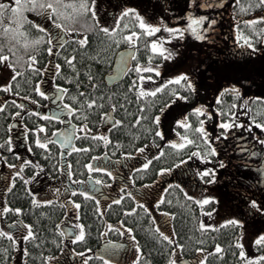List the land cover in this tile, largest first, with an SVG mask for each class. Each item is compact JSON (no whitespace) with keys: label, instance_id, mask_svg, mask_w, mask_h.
<instances>
[{"label":"trees","instance_id":"1","mask_svg":"<svg viewBox=\"0 0 264 264\" xmlns=\"http://www.w3.org/2000/svg\"><path fill=\"white\" fill-rule=\"evenodd\" d=\"M62 2L65 4L63 11L66 15L69 17L76 16L75 21L71 18L65 19V25L74 27L77 31L68 33L69 38L64 42L63 47L56 48L52 54L46 51L48 47L52 46L47 44L46 38L41 43H33L36 36L40 33L32 25L24 23L19 29H16L13 24L7 30L0 26V49H2L3 54L9 57L8 62L5 63L7 66L8 64L16 65L17 71L22 73L13 82L11 92H5L3 89H0V103H4L5 105L3 109H0V143L6 142L11 137L13 144L12 152L18 153L20 157L27 159L26 151L31 141L37 135L31 132V129L36 128L40 123L45 124L47 128V131L43 135L52 138L53 141L49 144L48 149H41L34 144L31 145L35 150H28L29 154H31L29 159L44 165V168L41 171H37L33 165L26 166L23 169V178L14 174L18 169L8 167V163L18 164L22 161H18L12 152L7 150V146L0 148V154H2V157H0V203L3 202L6 196L7 203L12 208L20 207L23 209V212L20 214L9 211L6 215H0V227L8 230L11 221L17 219L33 225V231L36 233L38 240L43 241V243L39 247L33 242L27 244L29 250L27 264H83L84 259H88L89 264H104V261L95 252L101 248L104 241H119L122 239H126L132 243V255L127 263L115 262V264H131L137 254L140 256L137 264H168L171 250L175 245L162 241V238L156 232L157 226L165 231L166 234H170L172 240L184 245L183 249L176 247L173 258L177 260V264L180 261H184L186 264H197L199 259L205 257V264H243L242 258L239 257V249L236 246L235 239L242 234L244 225L241 229L240 226L223 225L221 222L214 229L201 230L199 223L201 221L206 223L204 221L205 210L202 213L200 211L201 206L187 199L184 194L185 191L175 185L169 187L165 183L161 184V191L155 199L163 196V201L159 207L155 204V199L150 204V201L146 202L151 210L148 213L144 212L143 208L137 205L135 200L125 195L126 192L122 195L123 200L119 204L112 203L113 200L103 201L97 197L95 200L90 197L86 198L82 193H77L73 198L81 204L78 210L67 200V197L72 195L71 192L64 194V196L60 195L56 199L49 198L53 200L51 205H34L32 203V196L34 195L32 193V181L34 178L40 177V180H43L44 184H54L47 187H55L57 196V190L66 188V181L68 180L67 162L71 161L74 175L72 181L68 182V184H75L77 180L84 181L92 176L109 182L106 175L99 171L93 170L89 173L86 167L87 163L90 160L93 161V157L100 159L106 156L110 160L122 159L126 157L123 153H135V150L141 146H147V149L151 148L155 153L156 145H160L161 147H165V154L162 158L155 160L147 172L144 170L135 172L133 175L135 180L133 185H146L150 184V181H156L152 186L158 188L157 167H171L177 160L184 159L186 151L187 154H191L195 150V145H185V149L175 150L172 146L166 145L167 139L172 138L173 135V137L180 141V136L177 135V132L181 134L187 132L190 139H199V135L194 131L197 119L195 115H190L191 125L188 130L184 129L182 125L177 126L174 122L171 130H168L171 132L168 135L165 131L166 129L163 127V124L169 120V115L177 107L196 103L197 91L194 93L185 92V94L190 96L188 101L177 100L174 104L164 109L160 121V127L164 132L163 141L159 137H154L151 132L145 131L146 128H154L151 120L145 119L138 124L134 123L135 116L140 114L139 103H145L150 106L145 115L149 112H158L163 106L162 102H166L169 98L170 89L180 87L179 85L172 84L171 86H166V89L155 97L149 94L148 97H139V100L138 89L142 86L140 81L137 80L136 92L127 88V85L132 82L133 76H137V71L133 70L132 66L138 62L142 63L145 67V71L140 72L139 75L156 76L154 72L148 70L149 56L152 57L151 63L153 65H159L162 61V56L160 53H153L151 51L150 43L148 42L149 38H146L144 35L134 37L139 43L132 45L135 48V54L128 71L121 82L108 87L105 85L103 77L109 72L115 53L121 48L130 46V42L121 40L117 43L114 39H109L110 33L105 34L95 27L90 15L77 16L73 12V4L78 3V0H62ZM96 2L101 22L108 25H112L114 16L122 11L118 8L119 4L126 3L128 4L126 7L133 8L137 7V4L140 3L139 0H96ZM147 2H152V0H147ZM224 6L223 12L225 13L219 15L218 24L215 26L214 31L205 33L208 39L203 43L202 49L193 52V54L196 52L197 57L200 59L198 66L193 68L194 73L200 79L199 83H203L206 77L205 74L208 73L209 78L206 77L208 78L207 82L212 84L209 88L210 90L203 92V101L200 104L206 106L216 105L215 94L219 92L220 88L230 83L231 77L239 79L238 70H248L242 74H245L253 82L259 77L264 78V57L253 56L254 59L245 60V58H249L251 55H248L247 52H242L240 47H233L236 43V29L233 28V24L237 23V21L232 19V13L233 8L236 6L233 0H224ZM254 14H259V11L245 14L240 13L238 9L236 11V15L241 19H249ZM25 15L30 20L37 22L43 20V17L38 16L32 11H27ZM5 22L10 23L7 18ZM46 23L50 25V21ZM122 23H128L132 27L123 30L121 34L130 31L144 32V30L139 28L135 14L127 15L123 18ZM239 27L245 34H252L250 28L244 24H240ZM24 33L27 34L25 35ZM85 33L87 34V43L83 46L79 45L76 39H72V37L82 36ZM54 34L55 29H53ZM155 35L159 36V33ZM254 42L257 44V49L264 52L261 46V43L264 44V41L255 40ZM53 44H56L55 41H53ZM144 44H147V47H144ZM233 51H240L241 59L238 58V62L231 61L229 55ZM210 52L225 53L223 55H226V57L221 58L218 55L216 57V55H212ZM57 53L60 54L57 55ZM33 54L37 58L34 61L36 64L35 70L28 67L30 62L27 60V57ZM72 55L75 56V60L70 65L66 62L65 57ZM193 59L195 57H190V60ZM56 63L61 65L59 73L55 71L54 65ZM2 65L3 63L0 62V70L3 67ZM214 67L219 68L213 72L211 70ZM8 68L11 74L7 82L15 75L13 69L9 66ZM41 69L43 71H40ZM200 70L203 72L201 73ZM88 75L94 77L92 83L99 85L94 95L99 96L100 93H104V99L98 101V104L90 110L86 107L82 108L80 103L71 100V96L77 95L78 90L76 85L78 83L81 85L82 91L86 92L89 96L93 95L92 89L89 87ZM69 76L72 77L71 81L67 79ZM191 78L196 83L194 76H191ZM37 80H41L42 84L47 88H55V85L59 84L69 89L64 94V101L60 100L59 103L61 105L62 103H72L74 107L82 109V114H73L72 117H69L65 109L63 116L59 120L52 116H49L47 120L43 115L37 116L36 113H44L42 110L44 106L48 105V100L45 97H40L33 91L35 81ZM17 84L19 87H16ZM58 95L59 93L56 89V99ZM28 97H32V99H28ZM255 97L262 96L258 95ZM255 97H251L253 99H250L251 108L253 109L250 114L257 115V113H260L257 119L264 121V100H255ZM80 99L83 100L84 97L82 96ZM225 99L231 101L232 96L228 95ZM36 100L39 103H36ZM22 104L25 105V108L20 107ZM112 104L116 105L115 110L112 109ZM29 105L33 106L30 108L31 112L27 108ZM110 111L112 112V123L102 126V119ZM241 111H248V109H242ZM84 112L87 113V123L90 129L88 133L79 128V125L84 123ZM13 113H19L20 115L15 116ZM188 113L190 111L184 114ZM200 118L204 119L203 116ZM65 119L67 121L71 120L72 125H75L77 129L73 139L74 148H83L84 145H89L91 151H75L74 148H70L65 152L62 151L59 143L53 139L52 133L63 126ZM239 119L245 121V127H234L237 131L240 130L243 134H249L254 139L257 136L264 138V129L253 125L252 129L248 130L246 125L251 123V121L245 116H239ZM116 120H121L123 123L116 124ZM219 120L220 116L218 113L215 114L214 121L205 120V127L210 132L212 143L215 147L224 138V136H221L219 140L215 139L223 131V129L216 127ZM17 127L22 132H25V136L27 137L26 147L23 146L22 136L20 139L15 137V129ZM234 128H230L228 132L233 131ZM173 129H176V131H173ZM94 132H101L107 135L110 142L106 145L103 140L93 138L92 133ZM154 140L155 144H153ZM45 152L49 153L47 158L43 155ZM3 157H6L7 163ZM215 157H217V154H215L211 161L205 162L208 167L214 168L212 163L217 160ZM197 170L198 168L195 167V172ZM28 177H32V179L26 184L25 178ZM13 180H15V184H12ZM6 186L10 187V191L5 193ZM189 194L191 195V193ZM97 200L100 201L99 205L96 202ZM64 204H67V207L63 206ZM130 208H136V212H129L128 215H125L124 210ZM66 211L68 212L67 217L64 215ZM77 212H79V221L76 219ZM236 217L243 219L240 216ZM70 219H73L76 223H83L85 225L86 236L83 241L68 240L64 232L61 231L66 226L64 222ZM120 220H123L128 227H131L133 232L127 233L126 229H124V234H121V231L106 227L107 223L115 224ZM14 235L18 238L19 247L15 249L10 248L7 258H5L3 253H0V264H5V259L6 264H14L16 255L21 257L20 259L24 264L23 247L25 245L22 239L23 233L17 228ZM133 235L140 246L139 253H137L136 247L131 241V236ZM217 243L222 245V255L214 252ZM9 246L10 242L6 237L0 238V247ZM197 248L204 249L205 251L203 253L197 252ZM252 248H255L253 255H259V251H264V249L258 250L253 245ZM85 249H89L90 251H85ZM80 253H83V259ZM49 257L51 259H47Z\"/></svg>","mask_w":264,"mask_h":264},{"label":"snow or ice","instance_id":"2","mask_svg":"<svg viewBox=\"0 0 264 264\" xmlns=\"http://www.w3.org/2000/svg\"><path fill=\"white\" fill-rule=\"evenodd\" d=\"M233 3L236 7L233 8L232 13V19L234 21H237V23L233 24V28L236 29V44L238 47L241 48L242 52H247L248 55H256L258 49L257 44L254 42L255 40L264 41V0H233ZM65 7V4L62 2V0H0V26H2L5 30L11 28L13 24L15 25L16 29H19L20 26L24 23H28L32 25L40 34L36 36L33 43H41L47 39V44L52 45L46 49V51L49 54H52L56 48H62L64 45V42L69 38L68 33H72L77 31L74 27H68L65 25L64 20L71 18L73 21H75L76 16H67L66 13L63 11V8ZM224 7V0H187V7L185 11V17L187 20V23H174L169 24L164 21L163 17H160L158 22H149L146 21L145 18L135 9L131 7H125L122 11H120L117 15L114 16L112 25L105 24L101 22L99 18V13L97 11V2L96 0H78V3L73 4V12L76 13V15H90V17L93 19L95 27L102 31L105 34H111L109 39H114L117 43H119L121 40H126L130 42V47L132 45H137L139 43L138 40L134 39V37H139L141 35H144L148 39V42L151 45V51L153 53H162L164 55V58L166 59H172L173 56L176 54L174 50H169L168 48L164 47L165 41L171 42L176 39L183 40L186 36V34L191 33L193 37H195L197 40L203 41L207 40L208 36L205 35V33H209L211 31H214L215 26L218 24V18H219V9ZM215 9L217 10L214 14H200V15H194L193 9ZM237 9L240 13H256L257 10L259 11V14L252 15L249 19H241L239 16L236 15ZM27 11L35 12L38 16L43 17V20L40 22H37L35 20H30L28 16L25 15ZM129 14H135V18L138 21L139 28L144 30V32L139 31H130L126 32L124 34L123 30L129 29L132 27V25L128 23H122L123 18H125ZM8 19L10 23H6L5 19ZM174 21H181V17L179 15H173ZM50 21V25H48L46 22ZM240 24H244L248 28H250L252 34H245L244 31L239 27ZM53 29H55V34L53 35ZM163 30V31H162ZM161 33L159 36H156L155 34ZM25 35L27 33H24ZM72 39H76L78 41V44L83 46L87 43V34L85 33L82 36L72 37ZM56 41V44H53V41ZM144 47H147V44L143 45ZM250 50V51H249ZM60 53H57L59 55ZM133 58V53L129 52L128 57H122V61L124 63V70H128V60ZM36 55L33 54L31 56L27 57V60L30 62L28 64L29 68L36 69V64L34 61H36ZM9 57L5 54H3L2 49H0V62H8ZM66 62H68L70 65L75 60V56H67L65 57ZM152 57L149 56L148 61V70L151 72L156 73V76H142L139 75L140 72L145 71V67L142 63H136L132 66V69L137 71V76H133L132 82L127 85V88L130 89L133 92L137 91L136 84L137 80L143 82L145 80L153 81L156 80L160 76V66L159 65H153L151 63ZM9 67L13 69V72L15 75L11 77V79L3 84H0V89H3L5 92H11L13 82L16 80L17 76L22 75L20 71H17L16 65L14 64H8ZM74 66V65H73ZM55 71L57 73L60 72L61 65L59 63H56L54 65ZM40 71H43L41 69ZM55 79V77H53ZM69 81H71L72 77H67ZM89 80V87L92 89L93 95L89 96L86 92L81 90V85L78 83L76 85L77 87V95L71 96V100L77 103H80L82 108L86 107L87 109H92L94 106L98 104V101H102L104 99V93H100L99 96H95V92L98 89L99 85L97 83H92L94 80V77L92 75H88ZM172 84L179 85V88H171L169 93V98L166 102H162L163 106L159 109L158 112H149L147 115L145 113L149 109V105L145 103H139V110L140 114L135 116L134 123L138 124L140 121L149 119L152 122V125L154 128H146V132H151L154 137H159L161 140H164V132L162 131L160 127V121H161V114L164 112V109L167 108L169 105L174 104L177 100H183L188 101L190 99V96L185 94V92L188 93H194L196 91V84L193 82L190 73L188 72H180L178 74L172 75L167 79H164L162 83H156L153 84L151 87H148L146 85L141 86L138 89V100L139 97H148L149 94H151L152 97H155L158 93H162L166 86H171ZM16 87H19L17 84ZM55 88L58 90V99L61 101H64V94L69 91V89L64 88L63 86L57 84L55 85ZM33 91L37 93L40 97H45L48 93L43 90V85L41 80L35 81ZM231 95L232 100L227 101L225 98ZM84 97L83 100L80 99V97ZM28 99H32V97H28ZM250 99L242 95L240 86L236 83L227 84L226 86L219 89V92L215 94V100L216 105L214 106H206L203 104L196 105L195 107H192L190 109V113L184 114L181 118L175 120V124L177 126L182 125L184 129L188 130L190 129L191 121H190V115L196 116V124L194 127V131L199 135L198 140L190 139L189 134L187 132L181 134L177 132V135L180 136V141L178 142L176 139H167L166 145L172 146L175 150H182L185 149V145H195V150L191 152V154H187V151L185 153L184 159H179L175 163L171 165V167H157L156 174L158 176H162L164 174L171 173L173 169H175L178 165L184 164L185 160H191L194 156L199 157L202 162H208L211 161L212 158L215 156L217 152V148L212 143V138L210 135V132L205 127V120L214 121L215 120V114L218 113L220 116L219 122L216 124L217 128L223 129V131L220 132L219 136H216L215 139L219 140L221 136H227L228 130L230 128L234 127H245V121L240 120L239 116H245L248 120L251 121V123H248L246 125V128L248 130H251L253 125H256L260 129H264V121H261L257 119V116L260 115V113H257V115H251L250 113L253 111L251 108ZM255 100H264V97H255ZM36 103H39L38 100L35 101ZM4 103H0V109L4 108ZM21 108H25V105H20ZM112 109L115 110L116 105H111ZM58 109L63 111L67 110V115L69 117H72L73 114L80 115L82 114V109L74 107L72 103H62V105H58ZM214 109V110H213ZM242 109H248V111H241ZM29 112H31V109H28ZM37 116L43 115L44 118L47 120L49 118L47 113H36ZM15 116H19V113H13ZM84 123L79 125V128L83 129L85 133L90 132V129L88 128L87 123V113L84 112ZM203 116L204 119H201L200 117ZM55 119L59 120V116H55ZM116 124H122L123 121L116 120ZM69 128H66L65 130L61 131L59 129L53 131L52 136L55 137L57 132H59V135L61 137L60 144L61 147H64L65 144L68 145L69 148H74V145L72 143L74 136L76 135V126L72 125V121H68ZM47 131L46 125L43 123L38 124L36 128L31 129V132L36 133L35 139L31 141L28 150L34 151L35 149L31 146L34 144L36 147H39L41 149H48V146L50 143H52V138H49L45 135H43L44 132ZM173 131H176V129H173ZM93 138H99L104 141V143L107 145L110 140L107 135H104L101 132H94L92 133ZM255 139L260 143L264 144V138H261L259 136L255 137ZM153 144H155V140L153 141ZM7 146V150L9 152H12L13 144H12V138L9 137L8 140L4 143H0V148H3ZM203 146V147H201ZM75 151H91V148L89 145H84L83 148H74ZM147 151V146H141L135 150V153H123L124 156H132L136 153H139L141 156L144 155V153ZM50 152V149H49ZM13 156L17 158L19 162L18 164H12L8 163V167L12 169H18L14 172L16 176H20L23 178V169L26 166L33 165L37 171H41L44 168V165L40 164L39 162H34L31 159H24L19 156L18 153L12 152ZM48 152L43 153L45 155V158L48 156ZM165 154V147H161L160 145H156V152L155 154H149L148 156H145L142 161L138 162V167L133 168V172H138L139 170H144L147 172L150 167L152 166L153 162L157 159H160ZM103 155V154H102ZM252 155H256L255 152L252 153ZM0 157H2V154H0ZM5 159V162L7 163L6 157H3ZM98 157H93L92 160H98ZM219 167H223V163L221 162ZM86 167L89 170V173H91L93 170L99 171L101 173H106L107 176L112 177L114 176V173L110 170V168L107 165L103 164H93L90 160ZM215 168L211 167H204L202 169L197 170V175L200 176V178L203 180L204 177L211 176L210 180H207V183H212L215 179ZM73 171L71 167V161L67 162V177L68 180L66 183L71 182L73 178ZM97 184H105L106 181L99 179L96 176L91 177ZM32 177L25 178V183L27 184ZM135 182L133 178V183ZM81 181L77 180L75 181V184H79ZM150 184H155L156 181H150ZM12 184H15V180L12 181ZM71 186L68 191L72 193L71 196L67 197V200L75 206V209L78 210L81 207V204L75 200L73 197L77 193H82L84 197L96 199V196L93 194L91 190L80 188L75 186ZM173 185L177 187L183 188V185L179 184L177 181H172V184L169 185V187H172ZM148 185H145L143 187H147ZM127 184H124L121 186V190L123 188H126ZM10 191V187L5 188V193ZM167 191V189H165ZM57 194H59L57 190ZM185 197L191 201H193L196 204H199L201 206L200 211L203 213L204 208L203 206L208 204L210 201L216 200L217 198L214 196L204 195L202 198H198L197 196L190 195L186 190L184 192ZM128 197H131L133 200L136 201L137 205L141 206L144 210V212L148 213L151 210L149 209L148 205L140 198L136 197L133 192L128 191L125 193ZM123 200V196H119L118 198L113 200L112 203L119 204ZM163 201V196H161L159 199H155V204L157 207L161 204ZM59 203H63L60 201H57ZM99 205L100 201H96ZM32 203L35 204H48L51 205L53 203V200L46 199V198H37L35 195L32 196ZM248 204L250 206V211L253 212V214L259 212L261 214H264V202L258 201L255 198H251L248 201ZM63 206L67 207V204H64ZM111 207V205H109ZM9 211L13 213L20 214L23 212V209L20 207L12 208L8 203L6 196L2 203H0V215H6ZM218 211L217 208L211 209L210 212H208L209 216H212L214 213ZM125 215H128L129 212H136V208H130L124 210ZM64 215L67 217L68 212L66 211ZM79 212H77L76 219L79 221ZM154 219V218H153ZM66 225H70L71 221H65ZM223 225H236L240 226L241 229L243 228L244 221L242 219H239L235 216H231L229 218L222 220ZM107 228L116 229L118 231H121V234H124V229H126L127 233H132L133 229L131 227H128L123 220L118 221L117 223H107ZM218 227V225L214 223H199V228L201 230L204 229H214ZM19 228L20 231L23 233L22 239L24 241V247H23V257H24V264H27V258L29 256V250L27 247V244L30 242H33L36 244L37 247L40 246L43 241L38 240L36 233L33 231V225L27 224L21 219L13 220L8 226V230H5V228L0 227V238L6 237L9 242V247H0V253H3L5 258H7L10 248L15 249L19 247L18 238L14 235V231ZM75 229H78L77 231H73L71 227H65L61 231L64 232L65 235H67L69 232L73 233L74 241H83L86 236L85 232V225L83 223H77L75 225ZM156 232L158 233L159 237L162 238V241H167L170 244L175 245V247L172 248L170 257L168 260V264H177V260L173 257L175 256L176 247H179L180 249L184 248L183 244H178L175 240H172L170 234H166L165 231L161 230L159 226L156 227ZM173 234H175L173 232ZM203 234V233H202ZM131 241L136 247L137 253L140 251V246L136 242V237L133 235L131 236ZM235 243L237 248L239 249V257L242 258L243 264H264V251H259V255H253L248 256L247 253L244 250V244L242 242V234L240 236H237L235 239ZM252 245L255 246L258 250L264 249V231H260L258 234H255L254 239L251 241ZM123 244H119L116 242H110V247L106 249L105 254L100 255V259L104 261V264H115V262L112 259L107 258V256L110 254L112 256L117 255V250L123 248ZM85 251H90L89 249H85ZM197 252L203 253L205 250L201 248L196 249ZM215 253L223 254L222 253V245L220 243H217L214 248ZM81 258L83 259V253H80ZM47 259H51L50 257ZM140 259L139 254L136 255V258L132 260L131 264H137V261ZM205 258H201L198 260L197 264H205ZM6 264V259H5ZM83 264H89L88 259H84ZM180 264H185V262H180Z\"/></svg>","mask_w":264,"mask_h":264},{"label":"flooded vegetation","instance_id":"3","mask_svg":"<svg viewBox=\"0 0 264 264\" xmlns=\"http://www.w3.org/2000/svg\"><path fill=\"white\" fill-rule=\"evenodd\" d=\"M55 41V40H54ZM56 43V41H55ZM43 85V84H42ZM43 90H45L48 94L45 96V98L48 100V105L44 106L43 112L47 113L48 116H59L60 118L64 114V110L61 111L58 109V105H61L59 103L60 99H56V88H47L45 85H43ZM55 96V97H54ZM54 97V98H53ZM33 106L29 105L27 106L28 109L32 108ZM41 113V112H40ZM66 128H69V125L66 123L62 126L60 129L61 131L65 130ZM59 132H57L56 136L53 137V139L59 142V139L57 137ZM229 134L227 136H224L223 140H220V142L217 145V157H215L218 160V163H212L214 168H218V165L222 162L223 167L221 169L226 168L228 171V174L226 176V181L224 184H227V192L230 193V196H234V200L237 202L238 208H236V212L233 213L232 216H240L246 218L247 220L248 214L251 216L253 215V212L250 211V206L248 204V201L250 200V197H258L260 196L262 200H264V146L260 144L258 141H256L252 136L249 134H243L240 130H236L234 128L233 131L228 132ZM23 146L26 147L27 145V137L25 136V132H22L21 135ZM171 139H176L173 137ZM178 141V140H177ZM179 142V141H178ZM59 145L61 147V144L59 142ZM62 151L65 152L68 149H70L66 144L64 147H61ZM27 150V149H26ZM255 152L256 155H252V153ZM149 154H155L154 150L151 148H148L147 151L144 153L143 156H141L139 153H137L135 156L132 157H125L118 160H110L106 156H103L102 158L98 160H93V164H103L107 165L110 170L114 173V176L109 177L106 173H103L106 175L107 180L105 184H97L91 177H88V179L81 181L79 184H75V186L88 189L87 185H96V191L93 192V194L103 201H112L118 198L119 196L124 195L125 192L131 191L134 193V195L140 199H142L145 203L150 201L149 204L155 199V197H158V194L161 191V184L165 183L167 186L172 184V181H177L179 184L183 185L182 190L188 192V186H191L189 184V180L192 179L196 182L197 186V195H201L202 193L205 195L209 194V191L216 185L215 180L212 183H207V180H210L211 177H207V175L202 180L199 175H197V172H195V167L198 169L204 168L205 162H202L199 157H193L190 161L185 160L184 164L178 165L171 173L164 174L162 176H158L157 180L159 181V187L152 186V184H146L147 187L144 184L141 185H133V175L135 172L132 171L133 168L138 167V162L142 161L145 156H148ZM251 156H254L255 161H250L249 158ZM31 157V154H29L28 150L26 151V158L29 159ZM216 160V161H217ZM239 168V170H238ZM189 174V175H188ZM191 177V178H190ZM208 178V179H207ZM224 179V178H223ZM47 182V181H46ZM223 183V180H222ZM237 183V185H236ZM49 184V185H48ZM47 186H52L54 184L48 183ZM127 184L126 188H123L121 190V186ZM228 184H230V188H228ZM74 184H68L66 185V188H60L58 190L59 194L56 196V189L55 187L46 188L44 194L47 195V198L56 199V197L64 196V194L70 192L68 189L73 186ZM192 186H195L192 184ZM89 190V189H88ZM40 194V195H44ZM260 215L261 221H260V231H264V214H261L259 212L255 213ZM250 224V222L248 223ZM110 242H116L119 244H123L125 246V243H129V247L126 249V259H129L132 255V243L130 241H127L126 239H122L119 241H110ZM110 244L106 242L101 246L100 249H102V254H105L104 252V245ZM122 249V248H121ZM119 249L118 252L121 250ZM118 255V254H117ZM110 257V254L107 256ZM118 257H120L118 255ZM120 261H123V259L120 257ZM119 260V259H114Z\"/></svg>","mask_w":264,"mask_h":264},{"label":"rangeland","instance_id":"4","mask_svg":"<svg viewBox=\"0 0 264 264\" xmlns=\"http://www.w3.org/2000/svg\"><path fill=\"white\" fill-rule=\"evenodd\" d=\"M139 2L140 3L137 4V7H133V8H135L145 18L146 21L155 23V22H158L160 17H163L164 21L166 23H169L170 25L177 23V22L187 23V20L185 17L187 0H152V2H147V0H139ZM126 6H128V4L121 3L118 5V8L123 10ZM115 7H116V5H115ZM224 7L219 9V15L221 13H225V12H223ZM192 11H193L194 15H200V14H214L217 10L196 8V9H193ZM174 14L179 15L181 17V21H174L173 20ZM160 34L161 33H159V35ZM204 42H205V40H203V41L197 40L195 37H193L191 35V33L186 34V36L183 40L176 39V40L171 41V42H168V41L163 42L164 47L168 48L169 50H174V52L176 54L173 56L172 59H166V58H164V55L162 53H160L162 56V61L159 63L160 76L156 80H153V81H148V80H145L143 82L140 81L142 86L146 85L148 87H151L153 84L162 83L164 79H167L170 76L178 74L180 72H188V73H190L191 76H194V78L196 79L195 80L196 91H197L196 103L195 104H185L183 106L177 107L173 111V113H171L169 115V117H168L169 120L165 124H163V127H164V129H166L165 131L168 133V135H170V133H171L168 130H171L172 124L175 122V120L181 118V115L190 111V109L192 107L199 105L203 101V98H202L203 92L205 90H210L209 88L212 85L209 82H207V80L209 78L208 73L205 74V76L208 78L205 77L203 83L200 84L199 83L200 79L194 73V70H193V68L198 66V64L200 63V59L197 57L198 56L197 53L195 52L193 54V52L201 50ZM261 46L264 49L263 43H261ZM150 47H151V45H150ZM233 47H238V46L235 43ZM258 52L254 56L264 57L263 50H258ZM210 53H212V55H216V57H218V56H221V58L226 57V55H223L225 53H215V52H210ZM229 56L231 58V61H233V62H238L239 59H241L240 58V51H233L232 53H230ZM190 57H195V59L190 60ZM251 58H253V55H251L249 58H245V60L251 59ZM2 63H3V65H2L3 67L0 70V84L6 83L10 74H11V71L8 68V66L6 65V63L5 62H2ZM263 65H264V63H263ZM218 68L219 67H214L211 71L214 72V71L218 70ZM247 71L248 70H246V69L238 70L237 72H239L238 73L239 79H236L235 77H231L229 84H231V83L238 84L240 86L242 95H244L245 97L251 98V97L258 96V95L264 97V78L259 77L258 79H255L253 82L252 80L248 79L245 74H242V73L247 72ZM200 72L202 73L203 71L200 70ZM155 75H156V73H155ZM212 88H214V87H212ZM16 135H17V137L21 135L20 128H17ZM57 137L60 141L61 137H60L59 133H58ZM169 139H171V138H169ZM66 146H68V145L66 144ZM249 160L255 161L254 156H251L249 158ZM205 167H208V165H205ZM215 170H216V172H215V176H216L215 183H216V185L210 190V192L217 199L213 200L214 202L210 201L208 204L204 205V208H205L204 210L206 213L204 216V221L206 223H220V222H222L223 219L231 217L233 215V213L236 212L235 209L238 208L237 202L234 200L235 199L234 196H230V193L227 192L228 191L227 187H226L227 184H224L226 181V176H227L226 168L221 169V167L218 166V169H215ZM238 170H239V168H238ZM40 179L41 178H39V177H36L33 179L32 190L36 195H39L40 198H46L47 199V195L44 194L45 189L42 188L43 187V180H40ZM38 180H40V183ZM222 180H223V183H222ZM189 184L191 185V186H188L189 193H191V195H193V196H197L196 182L193 181L192 179H190ZM192 184L195 186H192ZM236 185H237V183H236ZM87 188L89 190H91L92 192H95L97 187L95 184H92V185L88 184ZM228 188H230V184H228ZM40 194H44V195H40ZM200 197L201 196H199L198 198H200ZM251 198H255L258 201L264 202V200H262V198L260 196H258V197H252L251 196L250 199ZM212 203L214 204V206ZM213 208H217L218 211L216 213H214L212 216H209L208 212H210L211 209H213ZM248 217L249 218L247 220H245L246 218L242 217L243 218L242 220H245L244 221L243 235H242V242L244 244V250L247 253V255L253 256V253L255 252V248H251V247H249V245L251 244V241L254 239L255 234H258L260 232L261 217L258 214H253L251 216L248 214ZM69 221H71V224L66 225L65 227H71L73 229V231L78 232V230L75 229V224L73 223L72 219H70ZM249 222H250V224H248ZM15 231H17V229ZM66 237L68 239H70L74 236H73L72 232H69L66 235ZM129 245H130L129 243H125V246L119 252H118L119 249L117 250V254L122 258H126L125 257L126 249L125 248H128ZM109 247L110 246H107L105 248L104 252H106V249H108ZM118 255H115V256L110 255L109 258L120 260L121 258L118 257ZM20 258L21 257H18L16 255L14 264H23ZM123 261H125V259H123Z\"/></svg>","mask_w":264,"mask_h":264},{"label":"water","instance_id":"5","mask_svg":"<svg viewBox=\"0 0 264 264\" xmlns=\"http://www.w3.org/2000/svg\"><path fill=\"white\" fill-rule=\"evenodd\" d=\"M129 52H132L133 56H134V48L133 47L123 48L115 54L114 60H113L112 66H111V71L109 74L105 75V77H104V81H105V84L107 86H112L115 83H118L122 80V78L126 72L124 70V63L122 61V57L127 58ZM131 60H132V58L130 60H128V68L130 66ZM109 121H110V117L107 116L103 119L102 123L104 125L106 122H109Z\"/></svg>","mask_w":264,"mask_h":264}]
</instances>
